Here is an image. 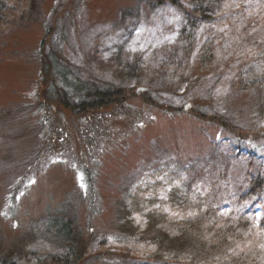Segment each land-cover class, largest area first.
<instances>
[{
  "label": "rangeland",
  "instance_id": "1",
  "mask_svg": "<svg viewBox=\"0 0 264 264\" xmlns=\"http://www.w3.org/2000/svg\"><path fill=\"white\" fill-rule=\"evenodd\" d=\"M206 5L213 19L195 29L192 0H11L0 21V261L162 264L149 241L171 243L178 226L131 234L123 223L172 194L213 207L217 227L246 225L243 254L264 251V187L242 199L264 179V0ZM59 67L69 84L49 70ZM246 73L261 88L246 90ZM70 84L126 99L83 113L90 96ZM54 219L75 221L65 239Z\"/></svg>",
  "mask_w": 264,
  "mask_h": 264
},
{
  "label": "trees",
  "instance_id": "2",
  "mask_svg": "<svg viewBox=\"0 0 264 264\" xmlns=\"http://www.w3.org/2000/svg\"><path fill=\"white\" fill-rule=\"evenodd\" d=\"M153 2V0H149ZM195 3L194 10H188L186 12L187 17L190 22H192V28L197 29L200 25L210 22L213 19V14L210 8L206 5V0H192ZM221 2H227L228 0H220ZM11 0H0V21L5 18L7 11V6ZM44 46H41L43 49ZM53 64L57 66V62L52 61ZM206 63V62H205ZM57 68L54 73L61 74L59 77L69 84V74L66 69ZM243 81L242 86L246 90H254L256 88H261V83L259 80L254 81L250 73L242 75ZM69 87H73L75 91L79 93H85L90 96V99L85 100L84 103H80V110L84 112L89 111H99L102 109H107L109 106L118 105L124 103L126 96L121 90L105 89L99 90L92 86L78 84H70ZM52 92V91H51ZM143 100L150 104L152 101L148 98V94H141ZM91 100V101H90ZM260 108L264 111V100L260 104ZM263 178L252 179L250 190L244 195L242 199H247L249 196L254 195L259 192L263 187ZM149 187L146 188L148 190ZM186 197L179 198L178 195L172 194L170 197H160L153 196V198L146 199L142 205L145 208L144 212L138 210V214L133 211L131 216L135 217L128 218L126 216L123 223V230L129 233L142 234L145 229L159 226L167 221L172 222L174 226H178L175 232V239L171 243H165L160 238L150 239V247L153 248V257L159 259L162 264H260V261L264 263L263 252H249L243 254L237 248L238 240L244 243L247 238H244L246 231V225H240L238 227H232L229 229H224L222 227H217V224L210 220V215H214L215 210L213 207L209 206L204 209L205 204L200 202H195L191 205L187 203ZM179 207L183 215H179L182 218L177 219L175 216L171 215L175 211V208ZM167 208L171 211L167 213ZM140 209V208H139ZM141 211V212H140ZM244 219V217H241ZM239 220L245 224H249L248 219ZM247 221V222H246ZM53 226L56 229L57 234L62 239L67 237L71 228H73L75 221L69 219L61 223L58 220H53ZM264 227V220L262 221ZM65 230V232H64ZM140 236H132L133 240L142 242L139 239ZM230 238H235L234 242ZM237 249V250H236ZM237 251L239 253H237ZM237 253V255H235ZM73 254H67L63 256H53L48 257L47 262L50 264H74L73 260L80 263V259L76 256L72 258ZM44 262V261H42ZM41 261H37L35 264H41ZM0 264H22L10 259L0 261ZM142 264H159L157 262H147Z\"/></svg>",
  "mask_w": 264,
  "mask_h": 264
},
{
  "label": "snow or ice",
  "instance_id": "3",
  "mask_svg": "<svg viewBox=\"0 0 264 264\" xmlns=\"http://www.w3.org/2000/svg\"><path fill=\"white\" fill-rule=\"evenodd\" d=\"M135 49H133V51H134Z\"/></svg>",
  "mask_w": 264,
  "mask_h": 264
}]
</instances>
